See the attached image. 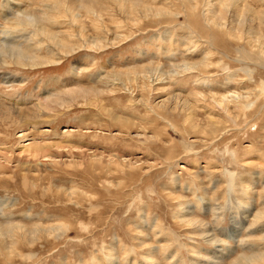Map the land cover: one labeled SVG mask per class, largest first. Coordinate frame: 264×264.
Masks as SVG:
<instances>
[{
    "label": "rangeland",
    "instance_id": "rangeland-1",
    "mask_svg": "<svg viewBox=\"0 0 264 264\" xmlns=\"http://www.w3.org/2000/svg\"><path fill=\"white\" fill-rule=\"evenodd\" d=\"M263 256L264 0H0V264Z\"/></svg>",
    "mask_w": 264,
    "mask_h": 264
},
{
    "label": "bare ground",
    "instance_id": "bare-ground-1",
    "mask_svg": "<svg viewBox=\"0 0 264 264\" xmlns=\"http://www.w3.org/2000/svg\"><path fill=\"white\" fill-rule=\"evenodd\" d=\"M88 2L90 1V0H87ZM49 3V2H48ZM80 3V5H84V3L85 2H79ZM66 6V5H65ZM73 6V5H72ZM15 8V7H14ZM18 8V7H17ZM18 12H20V10H19V8H18V10H17ZM46 13V12H45ZM21 14H23V18L24 19H27V20H22V19H19L20 20V22L19 23H17L15 26L16 27H23V26H27V27H33V28H36V29H38V31L40 32V33H42V34H44L45 36H47L50 40H52V41H55V38L54 37H52V38H50V35L49 34H47V30H45V28L43 27V25H42V21H41V19H39V18H35L34 17V15H32L31 13H29V12H25L24 10H23V12L21 13ZM21 14H19V15H21ZM34 14H36V13H34ZM42 14V13H41ZM49 14V13H48ZM36 15H38V13L36 14ZM46 15H47V13H46ZM42 20H43V18H42ZM12 28V27H11ZM26 29V28H25ZM20 31H23V30H20ZM16 33L17 32H19V29H16V31H15ZM52 41H50L53 45L55 44V42H52ZM21 47V46H20ZM56 47L59 49L60 47H63V46H61L59 43H56ZM2 51V50H1ZM4 53H2V54H5V56H9L10 57V59L11 58H15L14 59V61H15V63L17 64V65H21V66H34V65H36L37 66V64L38 63H36L37 61H36V58L35 57H33L31 54H28V53H25V52H20V51H16L15 49H12V50H6V51H3ZM13 60V59H12ZM259 256H256V257H252L253 259H257ZM263 264H264V256H263Z\"/></svg>",
    "mask_w": 264,
    "mask_h": 264
}]
</instances>
